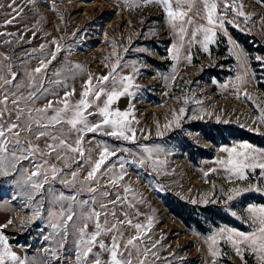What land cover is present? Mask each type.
Segmentation results:
<instances>
[{
	"label": "rangeland",
	"instance_id": "374dc122",
	"mask_svg": "<svg viewBox=\"0 0 264 264\" xmlns=\"http://www.w3.org/2000/svg\"><path fill=\"white\" fill-rule=\"evenodd\" d=\"M9 2L10 0H0L4 5L0 8V33L15 35H0V65L4 66L6 76L9 66L12 72L18 73L15 84L21 87L13 88L18 95L21 92L27 95L31 90L28 88V74L39 66L41 59H50L48 53L54 50L51 43L54 39L58 41L62 51L49 65L48 71L52 73L59 69L62 74L60 77L49 76V79L64 80L67 77L69 91L71 87H75L79 93L88 74H107L111 70V63L115 61L112 56L114 51L125 65L118 70V75H133V84L138 87H133L130 91L135 96L120 97L113 101L111 107L124 111L134 106V115L129 119L138 121L133 125L138 130L136 142L115 141L100 135H97V140L103 139L110 146L119 145L131 149L130 152L118 153L125 157L127 175L124 183L131 184L137 193V201L143 198L144 203L136 204L141 213L139 216H135L133 210L127 207L123 211L129 213L128 218L134 224L147 225L148 217L153 220L151 228H145L147 239L139 241L141 248H151L152 243L149 241L157 242L153 251L159 259L148 255V264H213L214 259L215 264H258L256 258L247 253L242 262L231 245L224 243L219 237L220 255L213 258L207 238L221 228L245 233L254 231L248 207L264 205V186L259 192L244 193L225 204V194L230 188H243L250 183L254 186L260 184L259 170L248 181H236L235 177L229 178V173L217 163L228 157L224 148L239 149L240 144L247 142L255 148L264 149L249 141L234 138L229 135L232 129L225 128L228 125L236 126L264 135V125L257 122L259 109H264V92L258 86V81L264 78L260 76L257 67L264 66L256 60L257 56L264 58V54L251 55L234 35L235 32L248 34L254 47L264 46V0H237V3L243 5L238 10H242L247 18L237 17L233 24L227 25L231 43L228 42V37L218 33V42L209 45V51L205 53L198 43L189 46L186 37L178 60L171 58V47L173 43L179 42V38L170 30L168 17L162 6L144 5L142 0H128V5L125 0H34L32 4L28 0H17V7L23 9L22 15L15 24L4 26L3 21L11 18L6 15L11 13L7 7ZM137 3L141 4L139 8L135 6ZM201 8L202 5L197 3L194 11ZM227 18L231 20L232 16ZM196 22L205 23L199 19ZM26 29L30 30L25 32ZM21 35L24 36L23 40L20 39ZM5 41L12 43L7 44ZM41 44L45 45L43 51L40 50ZM123 48L129 50L124 52ZM139 49L144 51H138ZM189 55L190 63L187 60ZM76 64L81 65L82 70L75 69ZM238 77H244V82ZM37 82H44L49 87V92L56 95H46L37 100L35 105H28L29 107L42 108L49 100L57 101L63 97V87L48 85L44 77H37ZM108 87L110 89L112 86ZM72 99L77 100L79 96ZM20 106L25 105L21 103ZM181 107L185 108V113L177 125L172 113L179 115ZM53 114L49 109L47 115ZM5 120L7 121V117ZM169 122V127L165 128L164 125ZM195 123L201 124L197 130L191 127ZM158 125L162 133L159 136ZM220 129L225 130L227 141L219 136ZM205 134L214 136L216 141L210 140ZM50 142L46 138L38 141L41 148ZM141 145L162 149L153 153V158L165 162L159 166V171L154 172L150 162L143 167L131 163L138 157L147 158ZM94 147V143L85 145V148ZM97 156L98 153L93 151L92 159L95 160ZM36 159L41 158L37 156ZM51 160L58 168L64 167L54 157ZM113 162L117 164L116 171H119V161L113 158ZM22 168L30 172L32 165L24 161ZM211 169L217 171L212 172ZM76 170L83 180L90 169L86 163L83 168ZM204 173L208 175L205 176ZM23 180V172L0 176V212L9 217L3 224H7V227L1 230L12 244V251L21 258H27V264H47L44 249L53 244L51 239H44L53 232L49 226L50 218L46 215L47 210L53 207L49 201L53 195H59L62 191L65 195L75 193L59 181L51 182V192L47 191L49 185H45L42 201L44 212L40 217L33 218L32 209L41 201L37 194L32 208L26 207L27 197L21 193L28 189ZM14 181H20L19 186ZM105 184L107 180L102 177L101 183L93 186L100 188L101 192H111L112 189L105 188ZM89 197V193L81 192L78 199ZM111 198L115 199V195ZM206 198L215 202H200ZM96 199L98 202H107L100 193L96 194ZM131 199L132 196L129 195V200ZM193 200L198 203H192ZM55 207L58 208L59 205ZM73 209L79 214L87 211L88 206L81 209L73 205ZM116 211L120 213V207ZM222 216H228L231 222L238 225L222 220ZM118 218L124 219L122 215ZM9 220L10 224L7 223ZM92 230L93 226L90 224L89 231ZM124 231L126 237L135 234L132 228ZM104 239L105 243L110 242V237Z\"/></svg>",
	"mask_w": 264,
	"mask_h": 264
},
{
	"label": "snow or ice",
	"instance_id": "6c2138e0",
	"mask_svg": "<svg viewBox=\"0 0 264 264\" xmlns=\"http://www.w3.org/2000/svg\"><path fill=\"white\" fill-rule=\"evenodd\" d=\"M28 3H34V0H28ZM142 3L162 6L163 12L167 14L170 30L179 38V42L173 43L171 47V58L174 60L179 59V53L184 47L186 37H188L189 46L198 43L207 53L209 45L218 42V33L228 37V42L231 43L227 25L233 24L237 17L247 18L242 10H238L242 9L243 5L237 3V0H142ZM197 3L201 4L202 8L194 11ZM125 4L128 5V0H125ZM135 6L139 8L141 4L137 3ZM3 7L4 5L0 3V8ZM7 7L11 13L6 15H10L11 18L3 21L4 26L15 24L23 12L21 7H17V0H10ZM229 15L232 16L231 20L227 18ZM197 19L205 23H197ZM28 30L30 29H26L25 32ZM0 35L15 34L4 32ZM33 36H35V31H33ZM20 39L23 40L24 36L21 35ZM5 43L10 44L12 41H5ZM51 43L54 45V50L48 53L50 59H41L39 66L28 74L30 77L28 88L31 90L27 92V95L23 92L18 95L16 91H13V88L21 87L15 84L18 73L12 72L9 66L6 76L4 66L0 65V93H4L0 95V176L7 177L17 172L24 173L23 184L28 190L21 194L27 197L26 207L32 208V204L36 203L37 194L41 201L32 209L33 218L40 217L44 212L42 201L44 200L43 193L46 191L45 185H49L47 191L51 192V182L59 181L75 193L65 195L62 191L59 195H53L49 201L53 207L47 210L46 215L50 218L49 226L53 232L44 239L46 241L51 239L53 244L44 249L47 264H53V262L54 264H148V255L159 259L153 251L157 242L149 241L152 243L151 248L147 246L141 248L139 244L142 239H147L145 228H151L152 218H147V225L134 224L133 220L128 218L129 213L123 211V208L127 207L133 210L135 216H139L141 213L136 204L144 203L143 198L137 201V193L131 184L124 183L127 175L124 167L125 157L118 153L130 152L131 149L119 145L110 146L103 139L97 140V135H100L113 138L115 141L136 142L138 130L133 125L138 121L129 119L134 115V106L124 111L111 107L113 101L120 97L135 96V93L130 91L133 87H138L133 84V75H118V70L125 65L119 54L114 51L112 56L115 57V61L111 63V70L107 74L100 76L88 74L79 93L75 87H71L69 91L67 90L70 87L66 83L67 77L64 80L49 79V76L60 77L62 74L59 69L52 73L48 71L49 65L62 51L58 41L54 39ZM44 48L45 45L41 44L40 50L43 51ZM128 50V48L122 49L124 52ZM138 51H144V49ZM237 59L239 60V56ZM187 60L191 62L190 55ZM256 60L264 66V58L257 56ZM74 67L82 70L79 64ZM132 67L135 72V65L133 64ZM37 77H44L48 85L63 87L65 89L63 97L57 101L49 100L42 108L29 107L28 105H35L37 100L46 95H56V93L49 92V87L44 82L38 83ZM238 79L244 82V77H238ZM109 85L112 86L110 89ZM77 95L79 99L73 100L72 98ZM245 96L251 99L248 93H245ZM21 103L25 106L21 107ZM255 107L259 108V105ZM49 109L54 113L52 116L47 115ZM184 113V107L179 109V115L176 112L172 113L173 121L177 125ZM92 117H98V119L93 120ZM257 122L264 125V109H259ZM170 123L165 124L164 127L168 128ZM157 127V135H162L159 125ZM25 133L29 135L25 136ZM89 134L92 135L89 137ZM42 138L51 141L46 143L44 148H41L38 143ZM92 143L95 144L94 148H85L86 144ZM141 147L147 153V158L138 157L131 163L143 167L150 162L153 171H159V166L165 162L153 158V153L162 151V149L144 145ZM93 151L98 153L95 160L92 159ZM223 151L228 153V157L218 160L217 163L229 173V178L235 177L236 181H248L250 176L259 170L258 178L261 181L255 186L250 183L247 187L230 188L225 194V204L244 193L261 191V187L264 186V149L255 148L245 142L239 145V149L232 147L224 148ZM37 156L41 159L37 160ZM52 157L64 167L58 168L52 163ZM113 158L119 161V171H116L117 164L113 162ZM24 161L32 165L30 172L22 168ZM86 163L90 170L81 180L80 173L76 169L83 168ZM210 171L216 172L217 170L211 169ZM204 175L207 176L208 173ZM102 177L107 180L104 187L111 188V192H101L100 188L93 186L100 184ZM14 183L19 186L20 181H14ZM81 192L89 193L90 197L78 199ZM97 193L106 198L107 202H98ZM113 194L115 199L111 198ZM129 195L132 196L131 200H129ZM208 195L210 194H206ZM200 202L207 204L215 201L206 198ZM192 203L196 204L198 201L193 200ZM56 205L59 207L56 208ZM73 205L81 209L88 206V210L78 214L74 211ZM117 207H120V213L116 211ZM248 212L254 231L245 233L221 228L216 234L207 238L209 252L213 258L220 255L217 239L219 237L224 243L231 245L235 255L242 262L247 253L253 255L258 264H264V205H250ZM119 215H122L124 219H119ZM78 221L79 226H77ZM7 223L10 224L11 221ZM90 224L93 226L92 231H89ZM6 227L7 224L0 225V228ZM127 228H132L135 234L126 237L124 230ZM105 237H110L109 243H105ZM9 262L10 264H27V258H21L12 251L7 236L0 231V264H9ZM213 264H215V259Z\"/></svg>",
	"mask_w": 264,
	"mask_h": 264
},
{
	"label": "trees",
	"instance_id": "16d2710c",
	"mask_svg": "<svg viewBox=\"0 0 264 264\" xmlns=\"http://www.w3.org/2000/svg\"><path fill=\"white\" fill-rule=\"evenodd\" d=\"M235 37L237 40L242 44V46L251 54V55H257V54H264V46L260 45L259 47H254L253 42H250V36L248 34H244L241 32H235ZM259 67V65H258ZM258 71L260 72V76L264 78V68H258ZM258 86L259 88L264 92V80H259L258 81ZM200 123H195L192 124L191 127H193L195 130L199 129ZM226 129H232L229 135L233 136L234 138L240 139V140H246L251 143H254L260 147H264V135L263 134H258L255 132H252L250 130L244 129V128H239L236 126H226ZM210 140L216 141L214 136H211L210 134H205ZM219 136L223 141L226 140V132L224 129L219 130ZM258 201H263V200H258ZM222 220L233 223L235 225H238L236 222H231V220L228 218V216H222Z\"/></svg>",
	"mask_w": 264,
	"mask_h": 264
},
{
	"label": "crops",
	"instance_id": "0c3cea01",
	"mask_svg": "<svg viewBox=\"0 0 264 264\" xmlns=\"http://www.w3.org/2000/svg\"><path fill=\"white\" fill-rule=\"evenodd\" d=\"M8 218V215H5V213L0 212V225H3L8 220ZM0 231H2L1 228ZM9 245L11 247L12 244L9 242Z\"/></svg>",
	"mask_w": 264,
	"mask_h": 264
}]
</instances>
